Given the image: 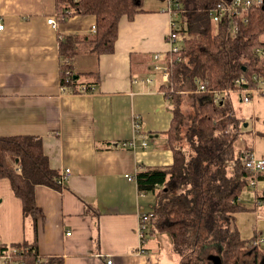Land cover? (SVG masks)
Returning a JSON list of instances; mask_svg holds the SVG:
<instances>
[{
    "label": "crops",
    "instance_id": "1",
    "mask_svg": "<svg viewBox=\"0 0 264 264\" xmlns=\"http://www.w3.org/2000/svg\"><path fill=\"white\" fill-rule=\"evenodd\" d=\"M166 6L167 0H143L144 12L120 21L112 52L98 56L88 40L77 45L70 59L62 58L60 43L71 34L92 38L94 16L64 17L57 0H0L5 25L0 32V136L37 137L50 167L59 173L71 171L59 189L35 188L44 214L38 222L43 259L163 264L149 247L148 234H155L150 227L143 243L147 254L138 251L140 215L154 210L156 196L140 193L137 182L127 177L174 161L164 134L174 117L171 98L162 89V74L154 70L157 53H163L161 64L167 66ZM50 18L57 28L48 23ZM65 59L70 60L67 68ZM64 69L78 78L75 89L63 83ZM193 93L188 88L181 94L187 100ZM235 95L243 105L233 109L245 119L238 149L249 145L252 155L264 157V97L254 92L246 103ZM132 142L135 149L123 145ZM240 202L248 209L236 214L237 228L243 240L251 241L264 234V179L248 187ZM35 236V224L24 217L10 181L0 179V243L18 246Z\"/></svg>",
    "mask_w": 264,
    "mask_h": 264
},
{
    "label": "trees",
    "instance_id": "2",
    "mask_svg": "<svg viewBox=\"0 0 264 264\" xmlns=\"http://www.w3.org/2000/svg\"><path fill=\"white\" fill-rule=\"evenodd\" d=\"M180 1L181 61L170 66V82L162 86L171 98L174 116L171 127L164 132L174 161L164 168L140 169L136 175L140 193L156 196L150 232L169 234L174 252L190 264L198 259L196 253L201 255L206 250L207 257L220 256L222 264H264V248L254 243L257 238L243 240L237 228L236 214L248 209L240 197L250 181L264 179V173L253 174L245 165L252 156V147L238 149L245 119L237 117L231 101L233 93L241 96L257 87L254 76L264 78L259 52H264V6L251 8L236 18L238 31L234 35L233 21L226 18L215 24L210 15L223 0ZM57 3L64 17L96 18L92 38L81 40L71 34L60 43L62 58L70 59L82 41L89 40L98 56L112 52L122 18L133 20L144 12L143 0ZM75 77L68 84L71 89L76 88ZM242 78L245 83L237 85ZM199 85L205 86V92L197 93ZM188 88L196 92L188 98L190 114L181 94ZM59 177L60 173L50 167L41 139L0 136V179L10 181L14 195L22 201L24 217L35 224L33 241L10 246L18 250L12 254L18 264H63L60 259H43L39 254L38 222L44 220V214L35 197L38 185L59 189ZM8 249L2 245L0 253Z\"/></svg>",
    "mask_w": 264,
    "mask_h": 264
},
{
    "label": "built area",
    "instance_id": "3",
    "mask_svg": "<svg viewBox=\"0 0 264 264\" xmlns=\"http://www.w3.org/2000/svg\"><path fill=\"white\" fill-rule=\"evenodd\" d=\"M180 0H167V6L164 9V12L168 14L170 22H169V31L166 35V42L170 45V51L166 54V60H167V66H162L161 62L164 57L163 54L157 53L154 55V70L156 72H159L162 74L163 81L165 83L170 82V66L173 64H176L181 61L180 58V18L182 14V5ZM264 6V0H230V1H221L219 2L215 8H213L210 12V15L215 22V24H218L223 19H230L233 21V27H232V33L236 35L238 31V23L236 22V18H238L243 13L247 12L251 8H258ZM69 13V12H68ZM48 23L52 25L54 28L58 27V23L54 18L48 19ZM5 28V25L3 23L2 18L0 17V32L3 31ZM96 25H93L92 32H96ZM261 53V51H259ZM69 59L64 60V65L69 64ZM73 73L69 69L65 70L64 72V84H69L72 80ZM254 79L257 81V87L249 90H246L243 95H241V99L248 103L251 101L252 96L251 94L256 92L258 95H262L264 97V78H260L258 76H254ZM143 83H150V79H144L141 80ZM135 83L139 82V78L134 80ZM237 85H240L241 83H245V79L242 78L238 81H236ZM64 88V85H62V89ZM85 91V90H83ZM197 92H205V86L199 85ZM136 130H138V133H140V126L139 124H136ZM145 137H143L144 139ZM124 147H130L135 149V143H124ZM143 146L146 147L147 143L143 141ZM245 165L247 169L252 172L253 174H263L264 173V157H258L255 155L250 156L246 161ZM71 175L70 169H66L64 172L60 173V177L58 179V185L63 186L69 179ZM128 180L130 181H136V176H128ZM259 183V180L253 179L250 181V186L257 187ZM154 217V211L148 212V213H142L140 215V224L138 228L139 232V238H140V247H139V253L141 254H147L146 250L143 247L145 236L149 230V227L152 223ZM67 235H70L68 233ZM256 246L262 249V246L264 245V234L260 237H258L255 242ZM2 244L0 243V248ZM1 251V250H0ZM17 249L10 248L5 251V253H0V264H18L16 261H14L12 254L17 253ZM112 260H108L107 264H112Z\"/></svg>",
    "mask_w": 264,
    "mask_h": 264
},
{
    "label": "rangeland",
    "instance_id": "4",
    "mask_svg": "<svg viewBox=\"0 0 264 264\" xmlns=\"http://www.w3.org/2000/svg\"><path fill=\"white\" fill-rule=\"evenodd\" d=\"M262 39L264 40V36H262ZM167 44V51L165 52V54H167L168 51H170V45L166 42ZM163 54V53H161ZM164 59V58H163ZM162 59V60H163ZM232 102H233V106L234 108L239 111L240 106L243 105V102H240L239 98L237 95H233L232 96ZM190 101L187 99L186 101V111L189 112V114L192 112V109L190 108ZM158 234V237L157 235ZM154 235H150L148 234V243H149V247L152 251H156L159 255H161L162 259H163V264L167 263L170 264L169 262H172L173 260L174 263L177 262L176 264H190V261H183L180 259V257L174 252L173 250V244H172V238L170 237L169 234L167 233H155ZM159 239V240H158ZM209 250H206V252ZM218 251V250H216ZM204 252V251H203ZM205 253H202L200 255V253H196V259L193 263L195 264H210L211 260L209 261L211 256L206 255ZM213 252H215L213 250ZM177 258V260H176ZM212 264V263H211Z\"/></svg>",
    "mask_w": 264,
    "mask_h": 264
},
{
    "label": "water",
    "instance_id": "5",
    "mask_svg": "<svg viewBox=\"0 0 264 264\" xmlns=\"http://www.w3.org/2000/svg\"><path fill=\"white\" fill-rule=\"evenodd\" d=\"M210 260H211L212 264H222L221 257L218 255L211 256Z\"/></svg>",
    "mask_w": 264,
    "mask_h": 264
}]
</instances>
